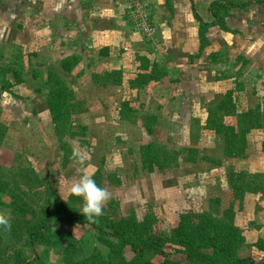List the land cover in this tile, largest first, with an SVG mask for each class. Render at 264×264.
I'll return each mask as SVG.
<instances>
[{"label": "rangeland", "instance_id": "374dc122", "mask_svg": "<svg viewBox=\"0 0 264 264\" xmlns=\"http://www.w3.org/2000/svg\"><path fill=\"white\" fill-rule=\"evenodd\" d=\"M36 1L41 0H0V86L15 81L5 70L12 66L11 55L18 51V46L23 57L22 73H25L24 82L13 86L18 96L7 90L0 95V128L1 124L5 127L0 133V163L6 172L3 179L15 190L22 192L24 189L18 181V172L24 166L50 179L56 191L50 197L53 202L69 201L71 182L81 170L92 175L98 170L104 176L115 173L121 179L120 184L104 179L102 188L109 191L110 198L118 201L119 215L134 214L140 221L147 220L155 232L164 236L177 225L183 213L207 209L212 197H220L227 207L234 199L228 182L232 172L264 174V126L251 130L246 154L239 157H226L222 135L206 127L207 107L229 90H233L239 111L262 101L264 75L259 71L257 59L253 58L254 63H245L243 58L230 57L222 49L218 52L222 60L210 66L208 73L204 72L203 85L196 89L183 88L177 75L172 72L169 78L167 71L165 75L158 72L159 78L152 81L160 82H152L148 87L123 85L84 89L77 79L82 69H88L92 77L90 71L97 69L96 61L91 57L85 60L88 56L85 53L76 57L68 52L49 60L42 58L40 45L43 41L37 39L36 34L41 27L37 21L40 12L36 9ZM236 11L241 14L240 9L234 14ZM158 17L160 23L159 14ZM137 39L140 40L138 36ZM62 44L69 43L63 40ZM134 44L123 45L119 51L128 69L127 78L134 76L136 70L145 71L141 65L150 69L149 64L155 63L152 59L150 63L139 62L135 55L153 54L156 42L148 46L143 43L139 47ZM251 45L263 47L264 40L257 44L253 41ZM156 64L159 71L164 69L161 63ZM52 102L56 104L53 110L50 108ZM124 103H128L130 112ZM82 108L85 110L79 111ZM63 142L68 143L66 149ZM74 143L88 152V158L83 162L72 159L64 166V152H71ZM147 143L180 151L178 163L164 168L158 164L153 169L145 167L140 150ZM190 148L197 150L199 159L204 156L210 159L195 162L180 159ZM107 207L106 201L102 209ZM234 207L236 224L245 236L239 253L261 264L264 250L254 243L264 238V193H247ZM0 213L8 217L14 215L4 206L0 207ZM75 233L83 240L86 253L94 247L107 249L108 242L114 241L113 237L94 233L91 228L86 232L77 229ZM6 243L10 248L2 264H12L13 243L11 239ZM14 246L21 247L29 260L36 261L37 256H41L43 264H64L60 244L21 241ZM166 246L175 258L188 264L184 254L173 252L170 244ZM127 256L131 257L132 253L127 252Z\"/></svg>", "mask_w": 264, "mask_h": 264}, {"label": "trees", "instance_id": "16d2710c", "mask_svg": "<svg viewBox=\"0 0 264 264\" xmlns=\"http://www.w3.org/2000/svg\"><path fill=\"white\" fill-rule=\"evenodd\" d=\"M195 15L200 22V52L209 44L206 31L211 24H219L226 29L224 18L231 14L230 9L234 7L243 8L253 2L247 0L240 3L230 0H213L208 7L212 22H207L197 13L194 1ZM264 4V0H256ZM170 5V2H167ZM18 51L12 52V66L8 68L14 82L7 81L0 86V95L13 91V86L24 81L22 73V54L20 47ZM243 58L242 56H238ZM140 60L149 63L144 56ZM212 60H218V54L212 55ZM244 62L247 60L243 58ZM14 63L16 66H14ZM144 66L149 71L139 73L131 80V87H141L152 80L158 79L160 74L165 75L166 69L159 71V66L149 64ZM158 72L160 74H158ZM97 83L110 85L122 82V71L115 69L104 73H96L93 76ZM52 101V100H51ZM128 111H131L128 103H124ZM55 103H50L53 110ZM79 104H77V107ZM80 109L79 111H84ZM125 110L123 114L128 117ZM264 126V96L262 101L254 107L239 111L233 96V90L227 91L220 100L209 107L206 119V127L219 133L224 141V154L226 157H239L246 154L248 146V134L252 129H262ZM5 130L1 124L0 133ZM2 134V133H1ZM63 142V147L66 149ZM142 150V162L145 167L153 169L154 165L164 168L177 164L180 151L165 150L159 144L147 143ZM151 147L153 149H151ZM264 150V142H263ZM140 148V149H141ZM195 148H190L180 159L195 162L199 158ZM74 158L71 152L65 150L63 156L64 166ZM200 159H210L200 157ZM199 159V160H200ZM0 163V207L11 209L13 216L9 217L10 227H0V264L4 262L6 252L10 245L6 243L12 240L14 247V262L12 264H43L41 256L37 260H29L21 247L14 246L21 241L31 244L40 243L44 245L60 244L64 253V264H185L181 258H175L167 246H172L173 252H181L185 255L188 264H255L248 258L240 255L239 249L245 241L242 228L236 224V201L244 200L247 193H264V174H247L243 171L232 172L229 177V185L233 194V201L224 207L220 197L210 198L208 208L202 211H187L180 216L175 227L165 235L157 233L149 221H140L134 214L129 216L119 215L118 201L114 198L107 200L108 207L102 209V215L89 221L79 212L82 200L71 195L69 201L58 199L53 202L50 197L56 193L47 176H40L32 167H20L18 181L23 186V191L15 190L11 184L4 180L6 172ZM98 170L92 177L98 186H104V179L110 183L119 185L121 179L115 173L104 176ZM109 183V182H108ZM1 214V213H0ZM93 229L94 233L113 237L114 241L107 244V249L94 247L89 253L84 251L83 240L78 238L77 229ZM259 249L264 250V238H259L255 243ZM127 252L132 253L131 257ZM159 257V258H158ZM157 258V259H156ZM261 264H264L261 263Z\"/></svg>", "mask_w": 264, "mask_h": 264}, {"label": "crops", "instance_id": "0c3cea01", "mask_svg": "<svg viewBox=\"0 0 264 264\" xmlns=\"http://www.w3.org/2000/svg\"><path fill=\"white\" fill-rule=\"evenodd\" d=\"M147 1L150 2L156 41L147 39L135 29L128 14L127 0L36 1V9L40 12L37 21L41 25L40 29L36 30V34L37 39L43 41L40 45L41 57L49 60L61 55L62 52L77 55L76 57L82 56L84 53L87 54L85 60L91 57V60L96 61L97 69H91L92 77L89 75L88 69H82L77 80L79 84L84 85L82 86L84 89L91 90L123 85L131 86V80L136 78L139 73L149 71L147 68L141 72L136 70V76H130V79L126 77L128 69L123 64L125 63L123 54H120L119 51L121 46L134 44L135 41L137 42L134 46L137 47L143 43L148 46L156 42L153 54L145 52L146 55L141 56L152 59L155 63H161L168 72L169 78L172 72L175 73L177 79H180L179 84L186 89H196L203 85L204 72L208 73L210 66L222 60L218 53L222 49H225L230 57L242 56L249 63H252L253 58L257 59L259 71L264 75V45L263 47L251 45L253 41L257 44L264 40V4L253 1L246 7L230 9L231 14L224 18L226 29L219 24L209 25L206 31L209 44L198 56H194L200 52L201 41L200 22L195 15L192 2L190 0ZM168 1L170 5L167 4ZM193 1L196 11L202 19L212 22L213 17L210 15L208 7L213 0ZM230 1L240 3L247 0ZM236 9H240L241 14L238 11L234 14ZM251 12L254 13L251 14ZM158 14L161 19L160 23L158 22L159 17L157 18ZM216 33L218 35L214 39ZM136 35L141 41L137 39ZM63 40L69 44H62ZM133 40L134 42H132ZM48 41H51V44ZM226 51L227 59L229 56ZM215 53L218 54L217 61L212 60V55ZM139 54H136L135 57L140 62ZM136 65L138 66V63ZM141 67L145 68L142 65ZM115 69L122 71L120 84H100L93 78L96 73L102 74ZM132 73L134 74V72ZM216 80H218L217 77ZM152 82L160 81H150L148 85L144 86H151ZM211 106L207 107L208 112Z\"/></svg>", "mask_w": 264, "mask_h": 264}, {"label": "clouds", "instance_id": "9594fccd", "mask_svg": "<svg viewBox=\"0 0 264 264\" xmlns=\"http://www.w3.org/2000/svg\"><path fill=\"white\" fill-rule=\"evenodd\" d=\"M88 152L82 150L76 143L71 149V156L78 162H83L88 158ZM69 193L82 200L80 213L89 221L102 215V205L110 199L107 189L97 185L92 174L87 170H81L77 178L71 182ZM0 227L5 229L10 227V219L7 215L0 214Z\"/></svg>", "mask_w": 264, "mask_h": 264}, {"label": "built area", "instance_id": "2783aa9c", "mask_svg": "<svg viewBox=\"0 0 264 264\" xmlns=\"http://www.w3.org/2000/svg\"><path fill=\"white\" fill-rule=\"evenodd\" d=\"M129 16L135 29L146 38L155 39V25L153 23L150 2L147 0H127Z\"/></svg>", "mask_w": 264, "mask_h": 264}]
</instances>
